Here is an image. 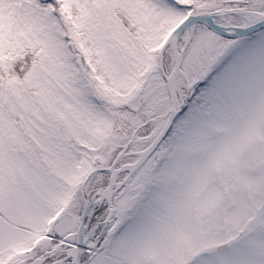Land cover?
<instances>
[{"label": "snow or ice", "instance_id": "6c2138e0", "mask_svg": "<svg viewBox=\"0 0 264 264\" xmlns=\"http://www.w3.org/2000/svg\"><path fill=\"white\" fill-rule=\"evenodd\" d=\"M0 264H264V0H0Z\"/></svg>", "mask_w": 264, "mask_h": 264}]
</instances>
